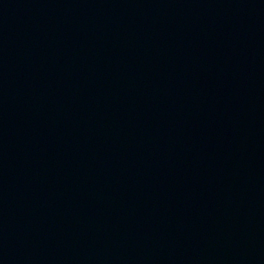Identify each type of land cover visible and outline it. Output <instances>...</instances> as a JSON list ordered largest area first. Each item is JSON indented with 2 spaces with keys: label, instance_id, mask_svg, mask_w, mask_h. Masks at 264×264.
<instances>
[{
  "label": "water",
  "instance_id": "1",
  "mask_svg": "<svg viewBox=\"0 0 264 264\" xmlns=\"http://www.w3.org/2000/svg\"><path fill=\"white\" fill-rule=\"evenodd\" d=\"M0 264H264V0H0Z\"/></svg>",
  "mask_w": 264,
  "mask_h": 264
}]
</instances>
